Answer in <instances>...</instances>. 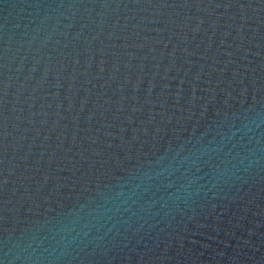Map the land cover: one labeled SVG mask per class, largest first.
I'll return each mask as SVG.
<instances>
[{
	"label": "water",
	"instance_id": "95a60500",
	"mask_svg": "<svg viewBox=\"0 0 264 264\" xmlns=\"http://www.w3.org/2000/svg\"><path fill=\"white\" fill-rule=\"evenodd\" d=\"M0 264H264V0H0Z\"/></svg>",
	"mask_w": 264,
	"mask_h": 264
}]
</instances>
